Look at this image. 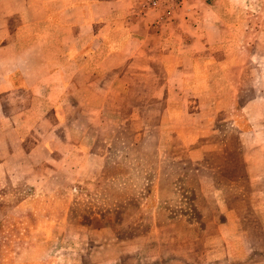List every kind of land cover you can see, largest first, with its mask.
<instances>
[{
  "label": "crops",
  "instance_id": "crops-1",
  "mask_svg": "<svg viewBox=\"0 0 264 264\" xmlns=\"http://www.w3.org/2000/svg\"><path fill=\"white\" fill-rule=\"evenodd\" d=\"M237 105L246 123L247 226L228 215L239 251L229 264H264V25L247 20V4L0 0L1 185L24 182L39 196L66 172L72 182L91 181L105 163L93 149L98 136L109 146L127 122L134 137H155L158 150H169L185 145L182 133L202 119L216 128L217 107L233 116ZM205 144L191 158L225 145ZM105 249L73 261L117 264Z\"/></svg>",
  "mask_w": 264,
  "mask_h": 264
},
{
  "label": "rangeland",
  "instance_id": "rangeland-1",
  "mask_svg": "<svg viewBox=\"0 0 264 264\" xmlns=\"http://www.w3.org/2000/svg\"><path fill=\"white\" fill-rule=\"evenodd\" d=\"M233 1L247 4V20L264 25V0ZM237 107L233 116L217 107L216 128L202 119L182 133L185 145L172 143L169 150H158L155 137H134L123 123L111 145L96 139L93 149L105 163L91 181L72 182L66 172L63 184L46 193L45 187L43 196L24 182L0 184V264L86 262L101 245L117 264H229L239 251L228 215L237 216L239 228L247 226L239 138L246 123ZM150 117L156 124L157 114ZM206 142L225 145L202 160L191 158L189 150Z\"/></svg>",
  "mask_w": 264,
  "mask_h": 264
},
{
  "label": "built area",
  "instance_id": "built-area-1",
  "mask_svg": "<svg viewBox=\"0 0 264 264\" xmlns=\"http://www.w3.org/2000/svg\"><path fill=\"white\" fill-rule=\"evenodd\" d=\"M189 0H146L151 7H165L168 10H173L180 7Z\"/></svg>",
  "mask_w": 264,
  "mask_h": 264
},
{
  "label": "trees",
  "instance_id": "trees-1",
  "mask_svg": "<svg viewBox=\"0 0 264 264\" xmlns=\"http://www.w3.org/2000/svg\"><path fill=\"white\" fill-rule=\"evenodd\" d=\"M115 139H117V138H115ZM5 219H6V218H5ZM5 219H4V220H5ZM0 222H1V221H0ZM0 225H1V224H0Z\"/></svg>",
  "mask_w": 264,
  "mask_h": 264
}]
</instances>
